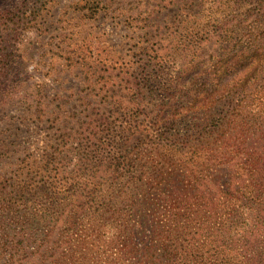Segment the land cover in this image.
Wrapping results in <instances>:
<instances>
[{
	"label": "trees",
	"instance_id": "obj_1",
	"mask_svg": "<svg viewBox=\"0 0 264 264\" xmlns=\"http://www.w3.org/2000/svg\"><path fill=\"white\" fill-rule=\"evenodd\" d=\"M223 2L227 15L191 37L213 52L152 80L167 136L131 144L149 129L129 125L77 169L53 149L6 177L0 264H264V0Z\"/></svg>",
	"mask_w": 264,
	"mask_h": 264
},
{
	"label": "rangeland",
	"instance_id": "obj_2",
	"mask_svg": "<svg viewBox=\"0 0 264 264\" xmlns=\"http://www.w3.org/2000/svg\"><path fill=\"white\" fill-rule=\"evenodd\" d=\"M200 1L202 14L189 0H0V187L46 150L77 169L82 151L121 141L129 125L150 135L131 144L167 136L164 92L152 80L173 77L192 52L207 58L212 42L197 48L191 37L229 11Z\"/></svg>",
	"mask_w": 264,
	"mask_h": 264
}]
</instances>
